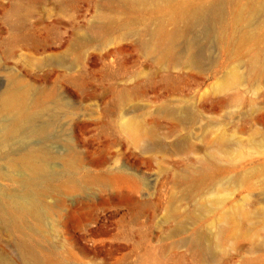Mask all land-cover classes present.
Here are the masks:
<instances>
[{"label":"rangeland","instance_id":"rangeland-1","mask_svg":"<svg viewBox=\"0 0 264 264\" xmlns=\"http://www.w3.org/2000/svg\"><path fill=\"white\" fill-rule=\"evenodd\" d=\"M121 1L0 0V90L15 79L55 95L0 146V193L19 188L26 167L7 161L15 153L32 150L57 173L29 239L45 264H264V71L250 66L264 58V44L239 53L226 45L225 2L222 17L193 32L197 66H184L139 45L151 9ZM98 12L115 22L83 41ZM127 116L149 133L140 144L121 129ZM8 117L0 112V124ZM220 134L224 145L208 143ZM201 160L223 170L193 186L181 182L180 172ZM253 167L262 171L246 175ZM61 177L74 181L57 187ZM214 196L222 207L204 212ZM168 210L173 217L165 218ZM234 210L220 246L200 251L193 238L212 242L211 220ZM19 235L0 224V264H25Z\"/></svg>","mask_w":264,"mask_h":264},{"label":"bare ground","instance_id":"bare-ground-1","mask_svg":"<svg viewBox=\"0 0 264 264\" xmlns=\"http://www.w3.org/2000/svg\"><path fill=\"white\" fill-rule=\"evenodd\" d=\"M225 2L231 4V12L228 13L227 23L232 26V37L227 38V40H230L225 41L226 45L228 42L232 43L234 52L239 53L242 49L247 50L251 47V50H253L254 47L264 44V0H233V7L235 6L233 13L232 0H122L119 6L140 8V6L147 5L150 7L152 23L150 27L145 29L146 37H139V45L148 53L158 58L170 57L172 62L180 59L184 66H197L198 57L193 53V41H195L193 40L194 36L192 39L193 32L196 27L204 28L209 16L222 17ZM240 5L243 7H240ZM20 9L21 7L17 6L14 11ZM106 14L102 12L96 14V21L88 24L89 26L86 28L87 35L86 38L82 39L83 41L96 37L115 22L112 16ZM167 24L170 28L166 26ZM116 25L127 28L122 23ZM183 38L185 39V42L184 40L182 42L184 47L179 49L177 43ZM78 42L79 40L76 41V43ZM250 66L264 71V58L260 59L255 55L250 61ZM26 84L29 83L21 85L13 79L0 90V112L9 115L0 124V146L4 143V140L15 135L21 128L30 123L37 112L45 107L46 103L52 102L50 98L55 96L51 90L30 88ZM118 95L122 100L127 99V89L120 90ZM42 128L40 125L35 126L32 128V132L41 131ZM121 129L137 144L149 137L146 128L131 116L123 119ZM250 132L252 134L257 133L256 129H251ZM225 142L226 137L223 134L208 141L210 145H224ZM68 153L70 157L75 156L73 149H70ZM15 156L8 158L7 161L14 162L17 160L26 168H23L24 173L15 180L19 185L18 190L14 191L15 193H0L1 228L6 233L13 231L20 233L16 240V247L22 252L25 264H45L49 261V258L46 254L39 255L29 239L34 233H37L32 225L39 224L49 209V206L45 205L40 197L44 192L53 191L56 187L52 181L57 177V173L47 172L32 150L15 153ZM214 162L216 163L215 160H213ZM211 163V161L201 160L195 168L184 169L180 172L178 178L187 186H193L197 180L204 181V179L212 177V173L223 170L220 166L218 167V164H215V168H212ZM261 171L260 167H253L246 175L260 173ZM243 176L245 177V174ZM57 180L59 181L57 187L69 185L74 181L71 178L62 179L61 182L59 179ZM46 184L52 187H47ZM223 201L221 196H214L208 202L207 207L202 205L201 208L203 207L204 212L208 210L215 211L222 207ZM235 211L232 213L225 211L211 220L210 224L215 226L212 242L206 239L202 241L199 235L193 238V243L198 246L200 251H205V248L209 245L215 248L220 246L222 232H231L234 228L235 214L233 213ZM174 214L173 210H168L165 218H171ZM191 219L196 222L202 218L201 216H193Z\"/></svg>","mask_w":264,"mask_h":264}]
</instances>
